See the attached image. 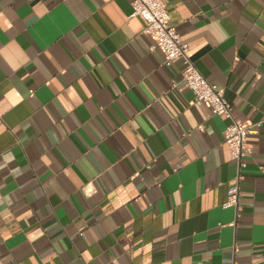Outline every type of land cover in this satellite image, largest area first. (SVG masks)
<instances>
[{"label":"crops","instance_id":"1","mask_svg":"<svg viewBox=\"0 0 264 264\" xmlns=\"http://www.w3.org/2000/svg\"><path fill=\"white\" fill-rule=\"evenodd\" d=\"M247 121L191 103L132 0H0V264H264V0H165Z\"/></svg>","mask_w":264,"mask_h":264},{"label":"built area","instance_id":"2","mask_svg":"<svg viewBox=\"0 0 264 264\" xmlns=\"http://www.w3.org/2000/svg\"><path fill=\"white\" fill-rule=\"evenodd\" d=\"M130 16H138L143 21L142 33L152 39V48L163 53V64L169 66L174 60L182 63L181 77L184 85L192 92L191 103H206L212 114L229 119L224 129L223 140L230 157L238 167V175L227 190L228 198L224 205H237L240 169L246 166L245 157L250 152L247 142L249 123L233 116L232 107L224 96L223 89L209 82L196 68L188 54V45L170 22L165 0H132ZM264 117L256 123L261 125Z\"/></svg>","mask_w":264,"mask_h":264}]
</instances>
